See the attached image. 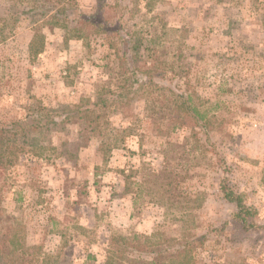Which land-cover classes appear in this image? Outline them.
I'll return each mask as SVG.
<instances>
[{
	"label": "rangeland",
	"instance_id": "obj_1",
	"mask_svg": "<svg viewBox=\"0 0 264 264\" xmlns=\"http://www.w3.org/2000/svg\"><path fill=\"white\" fill-rule=\"evenodd\" d=\"M131 54L157 101L119 96ZM180 91L205 127H173ZM39 116L0 181V264H105L133 234L143 258L202 236L199 264H264V0H0V128Z\"/></svg>",
	"mask_w": 264,
	"mask_h": 264
},
{
	"label": "trees",
	"instance_id": "obj_2",
	"mask_svg": "<svg viewBox=\"0 0 264 264\" xmlns=\"http://www.w3.org/2000/svg\"><path fill=\"white\" fill-rule=\"evenodd\" d=\"M117 25L113 28H105L101 23H99V21L94 22L96 31L106 33L107 35H109L108 33L113 32L116 34L117 38L123 43L124 55H126L129 38H126L124 34L119 31ZM42 48L43 44H40V46L36 47L33 52L38 53L42 50ZM137 48L138 46L136 44L130 46L131 51L137 50ZM133 55L134 54H131L129 58V61L131 60V62L128 61L130 68H124L122 70L123 75L124 73H128V76L124 78V80L127 82V86H124V84L119 85L118 88L123 90L122 92H119V96L130 93V89L134 87L138 90L151 88V90H148V99L151 102L157 101L154 98L153 88L160 89L161 86H159V84L153 80L152 73L149 71L151 69L145 66V63L143 66H138L136 61L132 60ZM155 96L159 97L160 101L166 100V96L164 94H155ZM172 96L173 98L176 97L178 99L176 100V104L171 107V109L174 110V119L176 121L173 127L182 126L184 123H189V120H186L188 117L191 121L194 120L195 123L205 127L208 122L207 114L192 105L189 95L180 91V93H173ZM104 100L105 99L100 98L97 101V104L104 102ZM44 121L48 122L49 120L44 119L43 116H39L30 122H13V128H11L13 130L0 128V181L4 171H6L7 168L13 164L14 160L18 158L20 153L25 151V146L28 144L35 145L33 139L31 142L28 141L30 130L34 128L41 129L40 126ZM8 132H10V135L8 138H5L4 134ZM220 189L222 191L223 197L235 204L236 211L234 216L241 220V222L245 223L246 215L248 216L250 214H256L251 205H245L243 202L242 193L236 192L224 184H220ZM149 238L150 237L148 236H141L137 234H133V236L130 238L112 236L110 243L115 247V251L113 250L111 256L107 259L105 264H125L121 261L122 258H119L120 256H116V252L121 255H123L125 252H129L132 255V257H130L131 261L133 262L132 264H199L195 259L194 252L196 243H199V240L203 239L202 236H195L191 239L188 238L183 244L180 245L158 249L151 248V250H148L150 256L143 258L140 254L143 251H147L145 249H148L157 243L150 242Z\"/></svg>",
	"mask_w": 264,
	"mask_h": 264
}]
</instances>
